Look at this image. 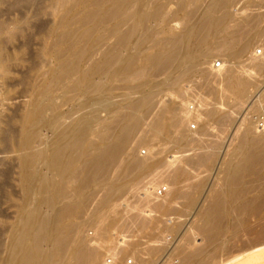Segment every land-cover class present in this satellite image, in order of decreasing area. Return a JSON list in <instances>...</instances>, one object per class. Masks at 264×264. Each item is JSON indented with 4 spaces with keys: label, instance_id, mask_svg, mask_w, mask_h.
<instances>
[{
    "label": "bare ground",
    "instance_id": "obj_1",
    "mask_svg": "<svg viewBox=\"0 0 264 264\" xmlns=\"http://www.w3.org/2000/svg\"><path fill=\"white\" fill-rule=\"evenodd\" d=\"M18 1L14 2L15 7L19 5ZM37 1L25 0L24 3ZM236 1L57 0L56 7L63 15L49 34L51 41L47 42L49 46L46 53L55 59V63H51V68L46 71L36 72L35 77H30L29 83L26 82L30 90L26 97H22L26 100L19 113L13 112L11 117L9 113L0 114V156L6 158L0 159V202L11 200L17 191L22 195L17 205V217L11 226H8L3 213H0V264H103L104 261L100 260L104 255L99 247H89L92 242L88 244V237L84 236L88 223L81 221L87 219V222H99V227L95 223V234L89 232V239H94L99 246L104 244L106 247L112 242L108 243L110 237H116L109 233L110 230L117 232L118 237L114 238L117 241L121 236L119 234L126 232V224L131 229L135 223L129 227L126 218L134 211L129 209V213L127 209L123 210L128 211L129 215L127 212L120 213L123 203L119 204L116 200L128 184L133 182L139 185L141 182L144 185V175H151L150 172L156 168L162 169L160 167L165 166L163 164H167L168 169L164 167L166 171L162 169L154 175L156 178L153 182L149 180L145 183L142 190L144 195L139 196L144 199L142 202L146 209L159 215L148 221L149 217L142 212V205L134 207L137 211L133 214L135 225L139 228L136 236H142V229L149 227L153 228V235L156 234L153 233L155 230L159 232L155 237L152 235L154 241L153 244L150 242L152 245L148 243V249L145 248L147 245L141 247L146 249L144 251L150 257L142 260L138 256L142 252L134 255L131 253V264H139L140 259L143 264H156L155 256L167 250H171L170 255L161 264H264V133L256 127V121L255 124H246L244 118L243 124L233 134H240L236 148L230 150L233 137L223 154L221 149L224 141L220 142L217 136H214L215 140L213 136L210 139L211 135L206 133V129L207 132L211 130L208 128L210 122H214L213 125L219 124L227 131V126L232 122L230 116H233L227 111H235L229 110L231 107L228 106L229 109L222 112L226 106L223 99L232 95L235 86L236 108L247 97L251 87H259L264 81V58L255 52L256 57L253 56L248 65L242 64L243 67L232 64L221 66L218 70L217 67L201 70L199 73L201 76L204 74L206 82L204 91L213 98L209 100L206 96V100H203L201 97L202 106L195 111L189 109V98L202 90L205 84L199 86L197 83H185L187 87L182 86L186 77L191 76L188 75L190 70L213 59V53L217 50L229 61L239 60L255 46V40L264 34V29L260 27L264 20L263 13L249 15V10H245L248 16L240 13L238 17V13L231 11ZM258 1L264 7V0ZM4 2L0 0V4ZM172 3L177 7L175 13L168 11ZM252 3L249 6H253ZM253 11L250 10V13ZM8 21H0L1 50L5 47L3 41H13L16 34L24 29L20 25L22 19L16 20V23ZM28 21L26 26H29ZM1 50L0 80L7 83L10 58L6 57L5 51H2L3 55ZM223 56L219 57L220 61H224ZM165 73H168L167 78ZM163 74L165 79L155 83V79ZM26 76L22 81H27ZM156 88H165L167 93L168 89L175 91V97L180 98L179 103L174 104L175 99L162 103L154 114L152 110L162 102L156 101L157 96L162 95ZM116 90H122L123 93L118 102L113 100ZM166 91L160 92L166 94ZM169 94H173L172 91ZM262 97L264 92L260 95ZM218 98L225 104L221 110L217 107ZM191 122L196 130L191 129V125L189 128ZM146 123L147 130L143 134L141 132L138 141L135 139L137 143L132 141L137 131L145 128L142 126ZM171 129L176 133L171 138L174 145L190 146L193 152L188 153V149H185L186 154L180 155L177 149L173 153L179 155L172 156V148V159L165 161L167 149H163L164 141V146L161 144L158 148L153 147L155 152L149 148L147 156L138 155L142 145H147V148L155 140L163 143L161 137ZM217 132L212 133L216 135ZM131 142L136 143L134 148L130 146L133 145ZM172 145L170 147H175ZM143 150L144 153L146 150ZM113 170L117 171L115 177L111 176ZM142 177L144 181H141ZM156 181L166 185L165 196L162 198L154 188L153 183ZM253 186L261 190V195L250 197ZM96 191L104 193L102 196L98 194L101 198L95 194ZM96 195L100 199L95 205L93 196ZM152 196H156L159 201L153 203L148 200ZM91 201H94L92 204L95 208L92 205L93 208L89 207ZM118 207L119 213L124 216L111 217ZM88 208L93 209L90 220L86 216L80 218ZM107 210L112 213L108 214ZM119 213L115 214L119 216ZM169 217L171 220L167 219ZM162 218L170 223L163 224ZM160 226L163 229L160 230ZM88 227L91 229L93 225ZM134 230H130L132 234ZM122 233L125 236L131 235L129 238L126 236L129 242L132 234ZM164 237H170L168 244H161V238ZM140 240L137 243L149 241L150 238ZM125 241L126 245H131L132 241ZM125 244L119 245L122 247L119 259H123V255L130 251V245ZM103 246L100 247L104 249ZM132 251L136 253V249ZM108 253L105 252L106 255ZM118 255L119 252L111 257L116 256V259ZM119 261L116 264H120ZM128 261L125 262L128 264Z\"/></svg>",
    "mask_w": 264,
    "mask_h": 264
},
{
    "label": "rangeland",
    "instance_id": "obj_2",
    "mask_svg": "<svg viewBox=\"0 0 264 264\" xmlns=\"http://www.w3.org/2000/svg\"><path fill=\"white\" fill-rule=\"evenodd\" d=\"M16 0H5V2L4 3H2V4H0V21H4V20H9L10 22H12V23H16V20H21L22 19V21L23 22H21L22 24H20V25H23V28L24 29H22V31L23 32H18L17 34H16V36L17 37H14L13 38V41H11L12 39H10V41L7 39V38H5V39H7V40H5V41H3V43H2V45L4 46L5 45V47L3 48L4 50H1V53H2V51H5V54H6V57L9 59H11V61H10V59H9V62H8V65H9V68H10V74H9V78L6 80L7 81V83H3V82H5V81H3L2 79L0 80V83H1V85H0V114H5V113H9V115H10V117L11 116H13V112H20L21 110H22V107H23V105H24V103H25V100L26 99H24V98H22V97H26L27 95H28V91L30 90L29 89V87H28V85H27V83H29V79H30V77L32 78V77H35V75L34 74H36V72H38V71H46V70H48L49 68H51V63H55V59H53L52 57H50V56H47V52H48V46H47V44L51 41L50 39L51 38H49V34H50V32H51V30L55 27V24H58V21H59V18L63 15L62 13H60L61 12V10L59 9V8H57L56 6V3H57V0H39V2L37 1L36 3L35 2H33V3H24L25 2V0H19L18 1V4L20 5V7H19V5H17L16 7H15V4H14V2H15ZM21 1V2H20ZM23 1V2H22ZM86 1V0H85ZM255 0H249V2H248V0H237L235 3H234V5L232 6V8H231V11H233L234 13H238V17H240L239 16V14L241 13L242 14V16H243V13H244V11L245 10H249L248 12L247 11H245V12H247L249 15H255V14H260V13H263V15H264V9H261V8H264V7H262V6H260V4L258 3L259 1L258 0H256V1H258V2H254ZM247 2V3H246ZM254 4H253V3ZM22 3H24V5H21ZM246 3V4H245ZM252 3V5L254 6H249V4H251ZM255 3L256 4H258V5H255ZM35 5V7L36 8H34V5ZM37 4V5H36ZM38 4H40V5H38ZM175 3H172L170 6H169V8H168V11H169V13H175L176 11H177V7H176V4L174 5ZM241 4H243L242 6H241ZM245 4V5H244ZM27 5H29V7L27 8ZM236 5V6H235ZM239 5L242 7V11H241V7H239ZM246 5H248L249 6V8L246 6ZM21 6H22V8H21ZM30 6H33V7H30ZM244 6V7H243ZM258 6V7H257ZM19 7V8H18ZM236 7H237V9H236ZM239 7V8H238ZM247 7V8H246ZM250 7H252V9L250 8ZM261 7V8H260ZM11 8H14V9H11ZM26 8V9H25ZM43 10H42V9ZM58 10H56V9ZM258 8V9H257ZM36 9V10H35ZM38 9H40V10H38ZM233 9V10H232ZM236 9V10H235ZM253 9H256L255 11H253ZM37 10H38V12H39V14H40V16L38 15V12H37ZM55 10V11H54ZM59 10H60V12H59ZM250 10H252L253 11V13L251 12L250 13ZM238 11V12H237ZM257 11H259V13L257 12ZM262 11V12H261ZM41 12H44V13H41ZM55 12H57V13H55ZM59 12V13H58ZM257 12V13H256ZM76 13V12H75ZM247 13H244V15H246V16H248V14ZM255 13V14H254ZM181 14V13H180ZM25 15L27 16V17H25ZM182 16H183V14H182ZM182 16L180 15L179 17L180 18H182ZM24 19V20H23ZM30 20V21H28V25L29 26H26V22H27V20ZM8 21V22H9ZM9 22V23H10ZM18 22H20V21H18ZM30 22V23H29ZM57 22V23H56ZM25 25H24V24ZM260 27H262V29H264V20H263V24H261L260 23ZM12 28V30H13V32H14V28H13V26L11 27ZM15 31H16V29H15ZM261 38V39H260ZM264 34H262L259 38H257L256 40H255V46H253V48H251L250 49V51L247 53V54H245L241 59L239 58V60H236L235 59V61L234 60H231V61H229L230 59L228 58L227 59V57L225 58V56H223L224 54L220 51V50H217L216 52H214V53H216V55H214V53H213V56L214 57H212L213 59H210V61H202L203 63L201 64L200 63V67H197L198 65H199V63L197 64V65H194V67H197V68H192L190 71L191 72H194V73H191V72H189V74L188 75H190L191 74V76H188V77H186V81L185 82H183V84H182V86L184 85V86H186V84L187 85H189L190 83V85H192V84H194L195 83V85H196V83L199 85V86H201L202 84H203V86H204V84L206 83L205 82V80H204V78H205V76H204V74H202V76L200 75V73L199 72H201V70L202 71H207L206 69L207 68H216L217 70H218V68L220 69V67L221 66H229V65H232V64H236V66H239V67H243L244 65H248L249 63H250V61H251V58H253V56H255L254 54H255V52H257V50L258 49H262L263 50V52H264ZM260 41V42H259ZM262 41V42H261ZM8 42V43H7ZM48 42V43H47ZM7 43V44H6ZM45 45H46V47H45ZM3 46H1V48L3 47ZM262 47V48H261ZM222 53L221 55L219 54V53ZM3 55H5L4 53H2ZM7 54H8V56H10V57H8L7 56ZM219 55V56H218ZM219 59H217L216 57ZM220 56H223L224 58V61L222 60V61H220ZM264 56V54L262 55V57L261 58H264L263 57ZM256 57V56H255ZM51 58H52V60H53V62H51ZM215 58V59H214ZM222 58V57H221ZM217 59V60H216ZM250 60V61H249ZM229 61V62H228ZM246 61V62H245ZM214 62V63H213ZM209 63V64H208ZM221 63V64H220ZM208 64V65H207ZM242 64H244L243 66H241ZM220 65V66H219ZM209 66H212V67H209ZM43 67H45L44 69H42ZM205 67V68H204ZM207 67V68H206ZM238 67V69H240ZM204 68V69H203ZM222 68V67H221ZM194 69H198V70H196V71H194ZM199 69H200V71H199ZM209 70V69H208ZM240 71H241V69H240ZM198 72V73H197ZM196 73H197V75H196ZM202 73H204V72H202ZM1 74V73H0ZM27 74V76L26 77H28L26 80L27 81H22V78H24V76ZM192 74H194V76H193V79H192ZM199 74V75H198ZM34 75V76H33ZM166 75H167V77H168V73H165V78H167L166 77ZM196 77H197V79H196ZM202 77V78H201ZM158 79L159 78H161V79H155V83H160V82H162L165 78H164V74H163V76L161 75V77H160V75L157 77ZM191 78V79H190ZM194 78H195V80H194ZM200 78V79H199ZM33 79V78H32ZM190 80V82H189V80ZM200 80V81H199ZM202 80V81H201ZM204 80V81H203ZM22 81V82H21ZM157 81H159V82H157ZM193 81H196V82H193ZM199 81V82H198ZM27 82V83H26ZM202 82V83H201ZM204 82V83H203ZM186 83V84H185ZM189 83V84H188ZM187 87V86H186ZM203 89L201 90L200 89V91L199 92H197V94L195 93L192 97H193V99H192V97H190L189 99V101H188V103H189V109L191 110V111H195L196 110V108L198 109V108H200L201 106H202V99H201V97L203 98V100H206V99H209V100H212L211 99V95H207V92L205 93V91H204V89L206 88V84H205V87H202ZM157 90H158V92L161 94L162 93V95H161V97L160 96H157L158 98L156 99V101L158 102L159 100L160 101H162V102H160L159 104H157L155 107H154V109L152 110L153 111V113L155 114L157 111L155 110L156 108L157 109H159L160 107H161V105H162V103H167V101H168V103L169 102H172V101H174V99H175V101H174V104H178L179 103V101H180V98H178L177 96L175 97V91L173 92V90H169L168 89V92L169 93H171V91H172V93L173 94H169V93H167V91L165 90V88H162V89H160V88H156ZM156 90V91H157ZM206 90V89H205ZM236 87L235 86H233V88H232V95L229 97V98H224L223 99V101L225 100V102H226V106L225 107H227V108H225L224 107V102L223 101H221V99L220 98H218V99H216L219 103L217 104L218 106V108L221 110V108L222 107H224V108H222V112L224 111V112H226V110L227 109H229V107H231L229 110H231V111H235V112H230V111H227V112H229V113H231L233 116H230L231 118L230 119H232V122L229 124V126H227L228 128H227V131H226V128H224V129H222L221 128V126L219 125H213L214 124V122H213V124L210 122V124H209V126H211V127H209L208 126V128H211V130H210V132H207V129H206V133H209L208 135H211V136H209V138L210 137H212L213 136V138H214V140L216 139V137H214V136H217V138L219 139L220 138V142H223L224 143V145H223V149H221V151H222V154L225 152V148H226V150H227V148H228V146H229V141L230 140H232L233 139V137H234V141H233V144H232V147L230 148V150L231 151H233L235 148H236V146H237V144H238V141H239V137H240V134H238L237 136H234L235 135V132L237 131V128L238 127H240L241 126V123L243 122V120H244V118H245V123L247 124L248 122H254V124H255V117L256 116H258L259 114H261L262 112H263V110H264V98L262 97V98H260V95L264 92V81H262V84L260 83V86L259 87H251L250 89H249V93H248V95H247V97L243 100V101H241L240 103H239V105H238V107H236V108H234V105L236 104V99H237V96H236V94H235V92H236ZM115 91V90H114ZM122 90H118V92H117V90H116V92L114 93V101H120L121 100V95L123 94L122 92H121ZM160 91H166V94L168 95H166L165 93V95L163 94V92H160ZM201 93V94H200ZM204 93V94H203ZM175 94V95H174ZM159 95V94H158ZM169 95H170V97H169ZM171 95H173V96H171ZM196 95V98L194 97ZM165 96V99H167V100H165L163 97ZM206 96H208L207 98H206ZM167 97V98H166ZM171 97H172V99H171ZM175 97V98H174ZM198 97H200V98H198ZM160 98V99H159ZM169 98V99H168ZM198 98V99H197ZM204 98H206V99H204ZM213 98V97H212ZM260 98V99H259ZM162 99V100H161ZM179 99V100H178ZM172 100V101H171ZM178 100V102H176ZM216 100H213V102L214 103H217V102H215ZM235 100V101H234ZM192 101V102H191ZM262 101V102H261ZM213 102L211 101V104H213ZM222 102V103H221ZM200 103H201V105H200ZM159 105V106H158ZM190 105H192V106H190ZM220 105V106H219ZM261 105V106H260ZM158 106V107H157ZM198 106V107H197ZM200 106V107H199ZM229 106V107H228ZM260 107H261V109H260ZM234 108V109H233ZM224 109H226V110H224ZM257 109H259V110H257ZM65 110V109H64ZM88 110H90V109H88ZM152 111H151V114L153 115V113H152ZM156 111V112H155ZM254 112V113H253ZM152 115H151V117H152ZM102 116H105V114H102ZM151 117L150 118H148L147 119V121L150 119V121H151ZM233 117V118H232ZM194 124H195V126L197 125L196 124V122H194V120L192 121ZM190 123L189 124V126L191 125L192 126V128H191V126L189 127V128H191V129H195V128H193V127H195L194 126V124L193 123ZM148 123H150L149 121H148ZM148 123H146V124H144L142 127H144L145 126V128H141V129H139L138 131H137V133L135 134L136 136H137V134H138V137H134L133 139L134 140H132V141H135L136 143H137V141L139 140L138 138H139V136L141 137V135L143 134V132H145L146 130H147V127H148ZM193 124V125H192ZM216 124V123H215ZM243 124V123H242ZM214 126V127H213ZM216 127H218V129L219 130H221L222 132H220V131H218V129H216ZM221 129H220V128ZM256 127H257V125H256ZM214 128V129H213ZM258 128V127H257ZM146 129V130H145ZM196 130V129H195ZM214 130V131H213ZM224 130L226 131V132H224ZM172 131H174L175 132V130H173V129H171L169 132H171L170 133V136H169V132L167 133L168 134V136L170 137V140H169V137L167 136V134L165 135V136H162L161 137V139L163 140L162 142L163 143H158V142H156V140H155V142L154 141H152L153 143H156L155 145L157 146H154L153 145V143L151 142L150 144H152L153 146L151 147V145L150 144H148V146L149 147H145V146H147V145H142V147L140 148V150L138 149V153L139 152H141V153H139L138 155L139 156H143V154L145 155L146 154V156H147V154H148V151H149V148H152L153 149V147H154V149L155 148H158V146H160L161 144L163 145L164 144V141H166L165 142V146L163 147V146H161V147H163V149L165 148V149H167V152H166V154H164V156L166 155V158H165V161H169L170 159H172V156L173 155H181V154H186V152H184V151H186L185 149H188L187 150V152L188 153H191V152H193V151H191L190 150V146H176V145H174V141H173V139H171L172 137L174 138V136L176 135V133H173ZM194 131V130H193ZM217 132L216 133V135H213V134H215V133H212V132ZM141 132H142V134H141ZM211 133V134H210ZM221 133H224V135L223 134H221ZM140 134V135H139ZM174 134V135H173ZM234 134V135H233ZM172 135V136H171ZM208 135H206L205 137H207ZM220 135V136H219ZM223 135V138L221 137ZM168 138H167V137ZM219 136V137H218ZM194 137H197V136H194ZM203 137V136H202ZM204 138V137H203ZM137 141H136V140ZM211 139V138H210ZM213 140V139H212ZM158 141V140H157ZM161 141V140H160ZM173 141V142H172ZM135 142H131L133 145H131L130 144V146H132L133 148L135 147L134 146V144L136 145V143ZM170 142H171V144H170ZM226 142V143H225ZM168 143L170 144L169 146H168ZM167 144V145H166ZM174 145L175 147H170L171 145ZM172 145V146H173ZM143 146L146 148V149H144L143 150ZM167 146V147H166ZM132 147L131 148H129V149H132ZM161 147H159V149H162ZM178 147V148H177ZM180 147H182V149L180 148ZM169 148V149H168ZM175 149V150H173V149ZM147 149H148V151H147ZM153 149V151L155 152L156 150H154ZM171 149H172V156L170 155V153H171ZM177 149H178V151H177ZM179 149H181V150H179ZM141 150H143V151H145L144 153L141 151ZM158 150V149H157ZM152 151V152H153ZM168 151H170L169 153H168ZM173 151H177L176 152V154H175V152L173 153ZM180 151H182V152H180ZM230 151V152H231ZM141 154V155H140ZM168 154V155H167ZM221 154V155H222ZM169 157V158H168ZM0 159L1 160H6V158L4 157V156H0ZM221 164V163H220ZM163 165H165V166H161L160 168H164V167H166V169H168V167H167V164H163ZM162 169H160L159 170V168H156V170H154L152 173L150 172V174L151 175H149L148 173L147 174H145L144 176H146L145 177V179H146V181H145V183H147L149 180H150V182H153L154 181V179L156 178L155 176L157 175V173L158 172H160V171H162ZM165 169H163V171H164ZM166 171V170H165ZM116 173H117V171H115V170H113V172H112V174H111V176L112 177H115L116 176ZM155 173V174H154ZM148 175V176H147ZM155 175V176H154ZM143 176V177H144ZM152 176V177H151ZM153 176H154V178H153ZM141 178L140 180L141 181H144L145 179L144 178ZM213 177H216L215 175H213ZM213 177H211V180H213ZM222 177H223V175H221L220 176V178L222 179ZM148 179V180H147ZM152 180V181H151ZM158 180V179H157ZM127 182V181H126ZM129 182V181H128ZM141 182H139V185H138V183H130V184H128V186L126 187V189L120 194V196L121 197H119V199H117L116 200V202H118L119 204H122L123 206H122V208L123 207H125V209L123 208H121V209H119V207L117 208V212H116V210H115V213H119V211H120V213L121 212H123L122 214H124L125 212H127L128 213V211H129V209H132L134 212L132 213V214H130L129 215V213H131L130 211H129V213H128V217H127V213L125 214V216L127 217L126 219H127V222H128V224H129V227H130V225H131V223H135L136 224V221H134L135 219H134V216H133V214L134 213H136V211H137V209H134V207H139L140 205H142L141 207H143L144 206V203L142 202V201H144V199L143 198H141V197H143V195H144V191H142L143 189H144V185H145V183H144V185L142 184H140ZM155 183H157V185L155 184ZM220 183H222V182H220ZM154 184V188L156 189V190H158V193H159V191L160 190H162V194H159V195H161L160 196V198H162L163 196H165V192H166V185H165V183H162V185H161V183H160V181H156V182H154L153 183ZM160 184V185H159ZM159 187L158 189L156 188V187ZM142 189H141V188ZM162 187V188H161ZM257 188V186H253L252 187V192H251V194H250V197H253V196H259V195H261V190L260 189H258L257 188V190H255L256 188ZM138 188H140V189H138ZM255 188V189H254ZM160 189V190H159ZM136 190V191H135ZM141 190V191H140ZM253 190H255L254 192H253ZM100 192H101V190H99ZM99 191H96V193L95 194H101V196L104 194L103 192H105V191H103L102 193H99ZM134 191V192H133ZM129 192V193H128ZM260 194H259V193ZM134 194H136V195H134ZM93 196V198L95 199L93 202L95 203V205H96V203L99 201V199L101 198L99 195V197L100 198H98V196ZM125 195V196H124ZM142 195V196H141ZM139 196H141V197H139ZM254 197V198H255ZM93 198H92V200H93ZM124 198V199H123ZM144 198H145V196H144ZM152 198H153V200H152ZM152 198L151 197H149L148 198V200H151V201H153V203H156V202H158L159 200L156 198V196H152ZM21 199H22V195L20 194V192H16V194H15V196L11 199V200H7V202L6 203H4V200H1V202H0V213H3V216H4V218L6 219V222H7V224H8V226H11L13 223H14V221H15V219H16V217H17V205L20 203V201H21ZM135 199V200H134ZM154 199H156V201L154 200ZM124 200V201H123ZM132 200V201H131ZM147 200V201H148ZM97 201V202H96ZM138 201V202H137ZM92 201H91V204L89 205V207L90 208H95V205L94 204H92L93 203ZM128 202V203H127ZM135 202V203H134ZM137 202V203H136ZM140 202V203H139ZM127 203V204H126ZM138 203H139V205H138ZM133 204V205H132ZM135 204H137V205H135ZM93 207H92V206ZM116 205V204H115ZM127 205H131V207H133V208H131V207H127ZM135 205V206H134ZM115 207V206H114ZM121 207V206H120ZM127 207V208H126ZM140 207V208H141ZM144 207H145V209H144ZM143 207V210L144 211H142L143 213L145 212V214L149 217V218H147L148 219V221H152L154 218H156L157 217V215H159L158 213H157V215H156V213H154V212H150L149 211V209H146L147 207L146 206H144ZM118 209H119V211H118ZM128 210V211H123V210ZM142 209V208H141ZM112 210V209H111ZM110 210V211H111ZM136 210V211H135ZM264 210V209H263ZM4 211V212H3ZM91 211H93V209L91 210H89V208H88V211H85L84 213H85V215L83 214L80 218H83L84 219V216H86V217H88V219L90 218V215L93 213V212H91ZM105 211V210H104ZM110 211H108L107 210V212H108V214H110V213H112V212H110ZM106 212V213H107ZM110 212V213H109ZM148 212H150V213H152L153 215L155 214V216H153V215H151L150 213H148ZM114 213V211H113V213L110 215L111 217H114V218H118V217H121L122 216V214H118L119 216H117L116 214ZM143 213H141V215L143 214ZM107 214V215H108ZM115 214V215H114ZM145 214H143V216H146ZM149 214L152 216V218L150 219V217L151 216H149ZM87 215H89V216H87ZM133 217H132V216ZM135 215V214H134ZM124 216V215H123ZM122 216V217H123ZM146 216V217H147ZM85 217V218H86ZM129 217H131L130 219H129ZM80 218H78L79 220H81ZM125 218V217H124ZM163 218H164V216H163ZM162 218V223L164 224L165 222V224H169L170 223V221H165L166 220V218H164L163 219ZM170 218V217H169ZM169 218H167L168 220H171V218L169 219ZM78 219H76V221H79ZM112 219V218H111ZM111 219H108V220H111ZM131 219H132V221H131ZM86 221H84V220H82L81 222H83L84 224H86V223H88V224H86L85 226V235H84V233H83V235L88 239V244H90L91 242L93 243V246H92V243H91V245H89V247H94V246H97V247H94V248H98L99 247V250H100V252L102 253V255H104V256H102V258L104 259H102V260H100V262H102V261H104L103 262V264L106 262V264H113V262H115L114 264H116L117 263V261L118 260H120L119 261V263L120 264H127L126 262L128 261V264L130 263H132V258H133V256H131V253H132V255H134V254H138L139 253V251L140 252H142V253H139L138 254V256L142 259V260H147V257L149 258L150 257V255H148L147 256V254L148 253H146V251H144V250H146V249H148L149 247H150V245H152L153 244V241H154V237L157 235V231L159 232V230L157 229V231L155 230V232H153L155 235H153L152 234V230L151 229H153V228H151V227H149V228H145V230L144 229H142L143 231H141V235L143 236V238H142V236H140V235H135V233L136 232H138V233H136V234H139V228H137L136 227V225L135 224H132L131 226V229L130 228H128V227H126L127 226V224H126V226H125V228L124 229H127L126 230V232L125 231H122V230H124V229H122L121 231L122 232H124V233H129V234H132V231H130V230H134L133 231V234L135 235H133L132 234V237L130 238V241H132V242H130L131 243V245L130 244H125L124 243V241L126 240L125 238H129V236H131V235H129L128 236V234H126V236H125V234H123L122 232H121V234H119V232H118V234L119 235H121V236H123L124 235V239L125 240H123V238H122V240H123V243H122V240H121V238L119 237V238H117L118 240L116 241V239H114V238H116V237H118L117 236V232L115 233V231L113 232H111V230H110V232L109 233H111V235L112 236H116V237H110V235L108 236V239H109V237L111 238V239H109V241H108V243L110 242V241H112L113 242V240H115L116 242H114V244L112 243V242H110L112 245H110V243H109V245H105L106 247H108L109 249L107 250L106 249V247H104L103 245L104 244H101L100 246H103L104 247V249L102 248V247H100L99 246V243L98 242H95L94 241V239H93V237H90L91 239H93V240H90L89 239V236H90V233L91 234H95L94 233V231L96 232V227H94L95 226V223H96V226H98L99 227V222H95V223H93L92 221H89V222H87L88 220L87 219H85ZM90 220V219H89ZM108 220L106 221V223L108 222ZM78 223V222H77ZM83 223H81L82 225H83ZM162 223H160L161 224V226H163V227H165V225H162ZM79 224H80V221H79ZM93 225V227L91 228V229H89V227L88 226H90L91 227V225ZM134 226V227H133ZM158 227L160 230L161 229H163L162 227ZM88 227V228H87ZM137 228V229H136ZM89 229V230H88ZM128 229H130L129 231H128ZM150 229V230H149ZM88 230V231H87ZM138 230V231H137ZM148 231H150V232H148ZM90 232V233H89ZM131 232V233H130ZM149 233V234H147V233ZM150 233H151V235H150ZM88 234V235H87ZM116 234V235H115ZM123 234V235H122ZM145 234H147V235H145ZM154 237H153V236ZM91 236H94V235H91ZM146 236H148V238H150V240L148 241H146L145 240V242H139V243H141V244H139V243H137V241H138V239L140 240V238H142L141 240H144V239H148ZM138 238V239H136V238ZM146 237V238H145ZM127 238V240L125 241V242H128V239ZM134 240H133V239ZM170 237H164V238H161V244L163 243V244H168V242L167 241H170V240H168ZM132 239V240H131ZM140 240V241H141ZM153 240V241H152ZM94 241V242H93ZM136 241V242H135ZM163 241V242H162ZM117 242H119L118 244H117ZM128 242V243H129ZM137 244H135V243ZM150 242H152V244L150 243ZM165 242V243H164ZM167 242V243H166ZM134 243V244H133ZM147 243V244H146ZM150 245H149V244ZM94 244H97V245H94ZM126 245V246H128V245H130L132 248H130V246L128 247V251H129V249H130V251H129V253H125L126 255H123V259H119L120 258V255H121V253H120V247L122 246V245ZM139 244V245H138ZM119 245H121L120 247H119ZM134 245V246H133ZM135 245H136V247H135ZM141 245V246H140ZM144 245L146 246L147 245V247H145L146 249H142V248H144ZM111 246H112V248H111ZM126 246H124V247H126ZM143 246V247H142ZM172 246V245H171ZM171 246H169V247H171ZM115 247V248H114ZM118 247H119V249H118ZM135 247V248H134ZM142 247V248H141ZM117 249L116 251H114V253H113V251L111 250V249ZM103 249V250H102ZM106 249V250H105ZM132 249H136V253H135V251H132ZM171 249V248H170ZM111 250V251H110ZM121 250H122V247H121ZM106 253H108L109 251H110V253L112 254V255H114V254H118V252H119V255L117 256V260L115 259V257L116 256H114V257H111L112 255L110 254V253H108V255H106L105 254V252ZM127 251V250H126ZM127 251V252H128ZM138 251V252H137ZM169 251V252H168ZM146 253V258H144L145 257V255H144V253ZM166 252V253H165ZM164 253L163 252H161L160 254H163L162 256L160 255V254H158V256H155V259H157L156 261H155V263L156 264H161V262L163 263V262H165V260L168 258V256L170 255V252H171V250H167V251H165ZM104 253V254H103ZM134 253V254H133ZM124 254V253H123ZM127 254H130V256L129 255H127ZM141 254H143V255H141ZM168 254V255H167ZM105 256H106V258L108 257V259H110L111 261H113L112 263H108L107 262V260L108 259H106L105 258ZM124 256H126V257H124ZM138 256H136V258H138ZM142 256V257H141ZM159 256H161V257H159ZM166 256H167V258H166ZM122 257V256H121ZM129 257V258H128ZM132 257V258H131ZM157 257V258H156ZM159 257V258H158ZM164 257V258H163ZM112 258H114L113 260H112ZM124 258H127V259H124ZM163 258V259H162ZM105 259H106V261H105ZM139 259V258H138ZM138 259H137V261H138ZM140 259V263L139 264H143V263H141L142 262V260ZM126 262H125V261ZM163 260V261H162ZM136 261V260H135ZM175 263H177V260H176V262ZM100 264H102V263H100Z\"/></svg>",
    "mask_w": 264,
    "mask_h": 264
},
{
    "label": "built area",
    "instance_id": "obj_3",
    "mask_svg": "<svg viewBox=\"0 0 264 264\" xmlns=\"http://www.w3.org/2000/svg\"><path fill=\"white\" fill-rule=\"evenodd\" d=\"M256 53H257V56H260V57L264 54L262 49H258ZM255 121H256L258 128L264 133V112L256 116ZM159 193L162 194V190H160ZM107 262L112 263L110 259H108Z\"/></svg>",
    "mask_w": 264,
    "mask_h": 264
}]
</instances>
